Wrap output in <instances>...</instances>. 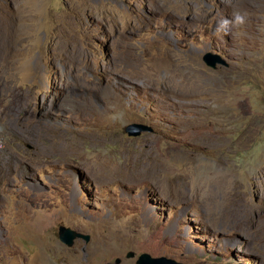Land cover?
<instances>
[{
    "label": "rangeland",
    "instance_id": "rangeland-1",
    "mask_svg": "<svg viewBox=\"0 0 264 264\" xmlns=\"http://www.w3.org/2000/svg\"><path fill=\"white\" fill-rule=\"evenodd\" d=\"M143 252L264 264V0H0V264Z\"/></svg>",
    "mask_w": 264,
    "mask_h": 264
},
{
    "label": "water",
    "instance_id": "water-1",
    "mask_svg": "<svg viewBox=\"0 0 264 264\" xmlns=\"http://www.w3.org/2000/svg\"><path fill=\"white\" fill-rule=\"evenodd\" d=\"M203 60L205 63L213 68H216L218 64H227V61L219 56L213 55L212 53H206ZM154 128L150 125L141 123H131L125 127V131L129 136H140L143 132H153ZM59 238L68 246H73L76 238H83L89 241L90 236L85 235L79 231L67 227L65 225L59 226ZM135 256V252L130 251L127 254L128 258ZM121 258H116L115 262H106L105 264H120ZM137 264H187L169 256H153L148 252L141 253L137 260Z\"/></svg>",
    "mask_w": 264,
    "mask_h": 264
},
{
    "label": "clouds",
    "instance_id": "clouds-1",
    "mask_svg": "<svg viewBox=\"0 0 264 264\" xmlns=\"http://www.w3.org/2000/svg\"><path fill=\"white\" fill-rule=\"evenodd\" d=\"M246 23V16L241 13H234L232 19H224L217 25L216 31L227 34L233 27L243 26Z\"/></svg>",
    "mask_w": 264,
    "mask_h": 264
},
{
    "label": "bare ground",
    "instance_id": "bare-ground-1",
    "mask_svg": "<svg viewBox=\"0 0 264 264\" xmlns=\"http://www.w3.org/2000/svg\"><path fill=\"white\" fill-rule=\"evenodd\" d=\"M5 20V19H4Z\"/></svg>",
    "mask_w": 264,
    "mask_h": 264
}]
</instances>
